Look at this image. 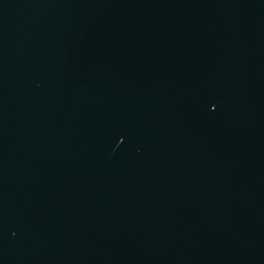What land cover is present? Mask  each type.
I'll list each match as a JSON object with an SVG mask.
<instances>
[{"label": "water", "instance_id": "95a60500", "mask_svg": "<svg viewBox=\"0 0 264 264\" xmlns=\"http://www.w3.org/2000/svg\"><path fill=\"white\" fill-rule=\"evenodd\" d=\"M0 264H264V0H0Z\"/></svg>", "mask_w": 264, "mask_h": 264}]
</instances>
